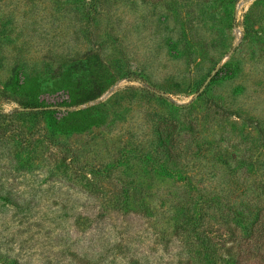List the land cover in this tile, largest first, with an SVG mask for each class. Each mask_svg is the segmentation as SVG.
<instances>
[{"label":"rangeland","instance_id":"rangeland-1","mask_svg":"<svg viewBox=\"0 0 264 264\" xmlns=\"http://www.w3.org/2000/svg\"><path fill=\"white\" fill-rule=\"evenodd\" d=\"M92 1L8 0L21 29L0 48V111L29 110L2 92L23 68L40 74L37 100L60 106L56 118L105 103L107 120L52 141L42 118H8L0 252L18 264H203L180 224L198 193H226L234 211L264 197V0H95L96 12ZM87 52L115 81L67 109L56 72ZM162 120L192 126L170 161L150 146Z\"/></svg>","mask_w":264,"mask_h":264},{"label":"trees","instance_id":"trees-1","mask_svg":"<svg viewBox=\"0 0 264 264\" xmlns=\"http://www.w3.org/2000/svg\"><path fill=\"white\" fill-rule=\"evenodd\" d=\"M9 4L11 2L9 3L8 0H0V48L10 43L13 34L17 35V29H21L15 16L18 9L10 8ZM93 5L95 0L88 5V8L82 6L96 12ZM75 7L79 9L78 2H75ZM29 11L32 10L29 9ZM56 73L59 77L53 85L66 89L71 97V102L66 105L67 109L96 101L115 81L114 75L108 69L104 70L102 58L98 52H87L80 58L72 60L68 67L57 70ZM3 84L2 92L5 98L15 102L23 96L24 102H20L19 106L29 109L15 113L0 111V132L3 134L8 130L6 123L8 118L26 116L33 119L34 117L42 118L45 130L49 133L48 137L52 141H56L58 136L81 134L106 123L105 103L78 110H67L63 117L56 118L55 115L60 106H46L37 100L44 88L40 74H24L23 68L15 69ZM201 85L202 83L199 87ZM205 93L206 89L200 95ZM151 96L154 97V94ZM158 99L166 102L162 96ZM186 108L187 106H177L171 111L176 112ZM191 128L190 124L181 123L178 120L156 122L154 129L156 140L151 142L150 146H154L153 151L159 152L165 161H170L175 156L173 149L177 147V143L172 142L175 135L181 134L182 131H189ZM138 146L142 151L149 148V145L146 147L141 142ZM146 151L150 152V150ZM71 153L75 154L72 150ZM198 156L199 153L192 156L194 161L198 159ZM188 167L187 161L182 167H178L180 169L176 168L177 174L184 177L181 178L182 180L188 179L185 173L182 174ZM262 194L257 193L255 197L248 196L245 206L248 207L250 204L249 206L255 208L254 211H250L249 208L243 209V207L242 210L234 211L232 210L234 198L230 199L226 193L218 191L198 193V199L195 202L198 211L194 216L183 217L184 220L182 218L180 224L183 234L190 239L191 245L196 247L194 254L203 264H264V221L260 219L264 217ZM245 195L244 198L247 196ZM185 201H188L186 197L178 200L176 206L186 205ZM233 212H236V215ZM235 232L238 235H235ZM0 264H18V262L0 252Z\"/></svg>","mask_w":264,"mask_h":264},{"label":"water","instance_id":"water-1","mask_svg":"<svg viewBox=\"0 0 264 264\" xmlns=\"http://www.w3.org/2000/svg\"><path fill=\"white\" fill-rule=\"evenodd\" d=\"M209 81V78H208V80L205 82V84L200 88V90H199V92H198V94L199 93H201L202 92V90L204 89V87H205V85H206V83ZM198 94H196V96L195 97H197L198 96Z\"/></svg>","mask_w":264,"mask_h":264}]
</instances>
